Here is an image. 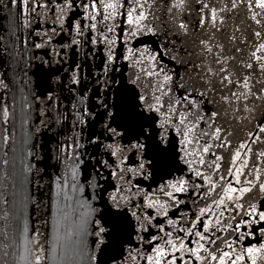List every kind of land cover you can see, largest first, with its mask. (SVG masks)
<instances>
[{
  "label": "snow or ice",
  "instance_id": "6c2138e0",
  "mask_svg": "<svg viewBox=\"0 0 264 264\" xmlns=\"http://www.w3.org/2000/svg\"><path fill=\"white\" fill-rule=\"evenodd\" d=\"M240 2L243 3V0ZM50 3L53 8H49ZM155 4L156 0H44L43 3L34 0L31 5V12L36 13L38 25L46 22L47 17L44 13L37 12V9H48L54 17L51 22L56 25L33 29V34L40 38V42L34 43L33 47L44 50L39 59L42 65L47 66L49 77L56 88L63 91L67 87L69 92V97H65L69 100L67 111L60 112L55 123L60 125L67 121L72 128L80 129L73 138H69L72 140L70 144L60 146V151L64 153L70 148L73 149L74 159L79 161L72 169L73 178L80 174L79 165L83 161L75 150L84 147L80 143V137L86 131L88 145L102 147L109 157L96 161L94 170L97 165L111 169L108 176H101V173L96 171V175L100 176L104 183L89 182L85 177V183L94 194L93 200H103L105 193L107 199L103 200V208L93 207L89 203L88 211L80 217L78 231L65 232L62 237L58 235L53 252L60 247L62 241L63 255L71 253L78 256L82 264H135L137 258L144 264H190L192 258L201 264L205 261H208V264L212 261L217 264H229V260L231 264H238L245 261V256L251 259V264H257L258 256H264V243L257 246L249 240V245L239 253H234L232 249L234 244L249 238L256 239L257 232L259 237L264 239V203L258 206L249 202L245 210L244 203L240 202L246 196L249 201L252 199L248 195L253 192L252 181L247 182L248 187H235L231 182H227L225 186L214 181L215 170L221 167L217 161L223 157L216 156L211 163L206 164L204 155L210 153L214 145L207 141L201 144V140L209 135L212 139L220 141L224 131L220 126H216L209 134L201 128L202 122L212 128L217 117L227 116V107L232 106L233 99L238 102L241 98L247 100L250 95L255 96L249 84L250 76H244L242 84L239 79L234 81L228 71L227 60L219 58V52L214 54L215 63L219 65L218 70L208 66L196 73L199 82H202L199 86L193 76L189 75L187 79L179 76L175 65L168 68L165 56H170L172 61H177L182 66H185V61L178 60V54H171L164 44H159L154 50L140 38H158L160 35L168 36L175 32L186 35L189 29L187 24L179 22L175 25L174 32L173 27H165L168 21H160L159 25L154 27L153 24L160 18L155 15L154 10H149L154 9ZM22 5L27 10L29 0H22ZM77 7L82 10V18H77L80 15L74 11ZM208 7V4L202 3L200 11L203 12ZM231 7H238L237 0H232ZM247 7L250 11L253 9V0H248ZM255 7L264 12V0H255ZM173 8L178 12L184 11L186 0H173L171 7H167L165 11L171 13ZM227 8L228 6L224 5L220 11L223 12ZM210 11L211 22L215 26L217 9L213 7ZM258 15L259 13L252 11L251 18L260 25ZM204 22V18H201L200 23L203 25ZM219 22H224L222 16ZM28 23L30 24V21ZM65 32L71 34L70 42L65 44L60 41L58 48L52 47L54 38ZM91 33L95 35H90ZM255 36L260 38L261 33L257 31ZM232 38L235 39L234 36ZM137 40L141 46L132 47L131 42ZM85 43L94 46L93 54L95 46L101 43L106 50V59L102 64L103 79L100 73L95 74V83L99 85L95 95L96 104H92L85 94L86 91L91 92V89L84 83L79 64L68 77L70 83L67 85L62 79V73L66 69L57 67L64 62L68 48L73 45L83 47ZM169 43L175 46V41ZM199 43L203 45L202 51L213 53L209 40H200ZM121 45L124 48L122 59L130 62L131 68L137 69L123 80L109 76L110 66L115 65L121 58L116 52ZM219 48L222 50L223 45ZM61 51L64 52L63 56ZM261 51H264V43H260L256 48V52ZM256 52H253L252 56L258 62L261 73H264V62H261L264 57L257 56ZM194 67L201 68V65ZM245 67L252 69L253 65L248 63ZM175 76H179V83L174 81ZM212 77L218 78L217 83L222 88L239 85L246 91L231 92V97L221 95L217 101L210 97L211 93L216 92ZM174 84L177 91H174ZM0 86L5 89L8 87L2 79ZM261 91L264 92V89ZM54 96L55 89L48 91L41 101L39 115L42 117V125L47 126L43 119L47 115L44 103L52 101L53 109L59 107V97L56 96L54 100ZM76 97L78 100L73 103ZM257 98L264 99V96ZM36 99L41 100V97L37 96ZM217 104L221 107H216ZM207 105L213 107L205 112ZM28 107L31 108V105ZM3 115L5 118L9 116L7 107L3 109ZM30 115L24 114L22 126L28 122ZM93 122L102 125L99 133L94 130ZM259 130L264 132V126ZM36 131L39 132L40 129L37 128ZM4 139L7 140V137ZM30 140L31 135L25 134L19 144V151L24 155V159L32 155L27 151ZM215 146L223 148L225 145ZM240 147L244 148L246 145L241 144ZM261 155L264 156V152ZM240 156L241 153L236 151L234 158L239 159ZM92 159H95V156ZM3 163L7 164L8 161ZM21 164L18 182L23 187L32 166L24 165L23 160ZM196 165H206L212 174H205ZM228 175L231 176L232 172L228 171ZM240 175L241 169H237L236 184L241 183ZM109 177L122 183L119 186L109 184ZM259 178L256 177L257 180ZM219 180L224 181V177L220 176ZM145 181L149 182L147 187H141V183ZM153 183L156 185L154 190ZM105 184H109L114 191L108 192ZM206 185L210 187L201 192ZM218 186L223 195H220L219 199H212V204L219 212L218 216L211 206L199 208L198 212L191 215L180 210L181 205L188 206V201L181 198L183 195L191 193L192 197L197 198L192 200V204L196 205L199 199L207 198ZM260 193H264V183L259 184L257 195ZM4 202L7 203V200ZM20 203L23 205V199ZM229 204L232 206L229 207ZM172 209L180 210L179 215L175 212L170 215ZM237 210L243 211V216L238 221L236 215L230 216L228 222L221 220L225 211L232 213ZM89 217L92 218L91 221ZM182 220L187 227L181 224ZM231 221H237L235 227ZM214 227L217 231L231 229L237 236L229 242L218 236L216 231H213ZM88 236L92 237L90 245L85 239ZM193 237L196 239H192ZM217 240L229 251H223L219 247L214 251L207 246L216 245ZM202 252L207 255H202ZM217 252L220 254L217 255ZM233 255L234 260L231 259ZM185 256H188V259H185ZM36 264H40V257L36 258Z\"/></svg>",
  "mask_w": 264,
  "mask_h": 264
},
{
  "label": "flooded vegetation",
  "instance_id": "af4514ba",
  "mask_svg": "<svg viewBox=\"0 0 264 264\" xmlns=\"http://www.w3.org/2000/svg\"><path fill=\"white\" fill-rule=\"evenodd\" d=\"M33 2L34 0H29V8L25 10L22 0H0V79L8 85L6 89L0 86V144H7V141L9 145L14 144L19 146L23 135H31V140L27 145L32 153L29 156V165L32 166L31 177L29 181H25L23 187L26 184L25 187H28L34 193L31 202L34 207L40 209L39 213L36 212V223L42 226L38 228L40 236L45 232L47 247L46 262L47 264H82L78 256H74L71 253L67 256L63 255L62 241L60 247L55 252H53V247L56 245L58 235L62 237L65 232L78 231L80 217L88 211L87 205L89 203L93 207L103 208V200L107 199V193H105L103 200H93L94 194L90 192L85 183V177H87L89 182L104 183L101 177L96 175V171L98 170L101 176H108L111 169H105L103 165H97L94 170L93 166L96 165V161L109 159V157L102 147L95 148L88 145L86 131L80 137V143L84 147L75 150L79 152L80 159L83 161L79 165L80 174L73 178L72 169L76 167L79 161L74 159L73 149L70 148L67 153H64L60 151V146L70 144L72 140L69 138H73L76 133L80 132V129L72 128L67 121L62 122L60 125H56L55 123L58 114L67 111L69 100L65 99V97H69V92L67 91V87L63 91L56 88L49 77L47 66L42 65L39 59L44 54V50L33 47L34 43L40 42V38L33 34V29L37 27L41 29L56 27L51 22L54 17L48 9H37V12L44 13L47 17L46 22L38 25L36 13L31 12ZM39 2L43 3L44 0H39ZM49 8H53L51 3L49 4ZM74 11L80 13L77 18H82V10L79 7ZM29 21L30 24L28 23ZM159 23H154L153 26L156 27ZM195 26L188 25L189 38L194 40L192 42L193 45L196 44V37L191 34L193 30L196 32L197 28ZM258 32L261 33V37L257 38L255 36V41L252 43L254 52H256V48L260 43H264V27H258ZM90 35H95V33H91ZM70 38L71 34L67 32L60 34L54 38L52 47L58 48V42L60 41L68 44ZM183 38L182 32H175L173 35H160L158 38L142 37L140 39L149 43L154 50L159 44H164L170 49L171 54L175 55L178 51L182 53ZM169 41H175V46L169 43ZM246 45L248 46V43ZM131 46L135 48L141 45L139 40H137L131 42ZM93 47L87 43L83 47L73 45L66 50L67 56L64 58V62L61 65H57V67L66 69L62 73V79H64L67 85L70 83L68 77L76 65L79 64L82 69L81 76L84 77V83H87L91 89V92L86 91L85 94L89 97L92 104H96L95 95L99 85L95 83V74L100 73V77L103 79L102 64L106 59V50L105 46L101 43L95 46L93 54ZM116 52L118 57H121V53L124 52L123 46H119ZM61 55H64L63 51H61ZM256 55L264 57V51L256 52ZM180 58L181 55H178V60ZM164 60L168 68H172L175 65V70L179 76H184L185 79L189 75L194 78L196 77V73L191 72V68H188L187 65H185L186 69H184L177 61H172L170 56H165ZM248 63H252V69L245 67ZM129 65L130 62L124 61L122 57L119 58L115 65L110 66L109 76H114L116 79L121 80L125 79L131 72L137 70L131 68ZM117 69L119 70L117 71ZM236 69H238V72L235 75L241 84L244 76H250L249 84L255 96L250 95L247 100L241 98L238 102L233 99L231 107L225 106L227 107V116L222 115L217 117L212 128H209L202 122L201 128L209 132V134H211L216 126H220L224 131H222V139L220 141L212 139L211 135H209L201 140V144L207 141L214 145L210 153L204 155L206 164L211 163L216 156L223 157L222 160L217 161L221 167L215 170L216 175L213 176L214 181L218 182V184L223 183L226 186L227 182H231L235 187H248L247 182L252 181L253 192L248 194L252 199L249 201L248 196H246L244 200L240 201L244 203L246 210L249 202L256 203L258 206L264 203V193L257 195L259 184L264 183V156L261 155L264 152V132H260L259 130L261 126H264V99L257 98L264 96V92L261 91L264 89V73H261L258 62L252 54L244 52L239 54ZM179 76L174 77L176 83L180 82ZM173 88L174 91H177L175 84ZM53 89H55L56 96L59 97L57 101L59 107L53 109L52 101L44 103V108L47 112V115L43 117L47 125L45 126L41 124L42 117L39 115V110L45 94ZM234 91L246 90L240 88L239 85L231 86L228 89L216 88V92L211 93L210 97L219 101L221 95H229L231 97V92ZM37 96L41 97V100H37ZM56 96L53 97L54 100H56ZM77 100L78 97L73 99L72 102L75 103ZM28 105H31V108ZM5 107H7L9 112L7 118L3 115ZM212 107V105H207L204 111L207 112ZM216 107H221V105L217 104ZM25 113H30L31 115L28 122L22 126L21 121ZM205 119L207 120V117ZM93 123L95 124L94 130L99 133L102 125ZM37 128L40 129L39 132L36 131ZM5 137H7V140L4 139ZM219 144H224L225 146L223 148L215 146ZM241 144L246 145V147L241 148ZM236 151L241 153L239 159L234 158ZM19 156L24 164V155L20 152ZM93 156H95V159H92ZM109 162L111 163L112 161L109 160ZM242 165L243 167H241ZM196 166L200 167L205 174H212L206 165ZM19 168H22V164H20ZM237 169H241L240 184H236L235 173ZM228 171L232 172L231 176L228 175ZM220 176L224 177V181L219 180ZM257 176L260 177L259 180L256 179ZM121 183V181L109 177V184L119 186ZM148 183V181L141 183V187H147ZM109 184H105L104 187L108 188V192L114 191V188L109 187ZM23 187L19 183V189H23ZM155 187L156 185L153 183V190ZM207 187L210 186L206 185L200 191H206ZM220 195H223V192L218 186L215 192L211 193L207 198L199 199L196 205L192 204V200L197 198L192 197L191 193L183 195L181 198L188 201V206L181 205L180 210L191 215L198 212L199 208L211 206L218 216L219 212L216 206L212 204V199H219ZM81 205H84V207H81ZM231 206L229 204V207ZM180 210L172 209L169 214L172 215L175 212L176 215H179ZM232 215H236L238 221L243 216V211L237 210L232 213L225 211L221 220L228 222ZM91 219L89 217V221ZM158 219L163 220L164 218ZM205 219H207V216ZM237 221H231L233 227H235ZM181 224L185 227L188 226L183 220ZM43 225L45 226L43 227ZM213 231H216L218 236L229 242H232L237 236V233H233L231 229L217 231L214 227ZM85 239L90 245L92 237L88 236ZM192 239L196 238L193 237ZM249 240L251 243L257 244V246L259 243H264V239H261L257 232L256 239L249 238L243 242L234 244L232 251L239 253L249 245ZM207 246L211 247L214 251L217 247L223 251H229L220 240H217L216 245ZM219 254L217 252V255ZM202 255L206 256L207 254L202 252ZM185 259H188V256H185ZM231 259L234 260L235 255ZM135 264H144V262L137 258ZM190 264H201V262L195 261L192 258ZM204 264H208V261H205ZM211 264H217V262L212 261ZM229 264H231V260H229ZM238 264H251V259L245 256V261L238 262ZM257 264H264V256H258Z\"/></svg>",
  "mask_w": 264,
  "mask_h": 264
},
{
  "label": "rangeland",
  "instance_id": "374dc122",
  "mask_svg": "<svg viewBox=\"0 0 264 264\" xmlns=\"http://www.w3.org/2000/svg\"><path fill=\"white\" fill-rule=\"evenodd\" d=\"M151 2V0H149ZM173 0H156L153 11L160 19L156 21H168L167 27H173L179 22L187 25H196L195 30L192 31V36H195L196 44L193 45V39L189 38V31L183 35L182 53L181 55L185 65L191 68V72L197 73L206 67L211 66L214 70H218L219 65L215 63L214 54L219 52L221 59L227 60V68L229 73L232 74V79L235 81L237 77L239 54L244 52L252 54L254 47L252 43L255 41V32L258 27H264L262 23L256 24L252 20V11L259 13L257 19L264 20V12L255 7V0H253V9L250 11L247 7L248 0H237L238 7L233 9L231 7L232 0H205L203 3L208 4L209 7L200 11L202 3L198 0H186V9L178 12L173 8L171 13L165 11L167 7H171ZM227 5V10L221 12L220 9ZM217 9V23L213 26L211 22V8ZM197 14V15H196ZM224 18V22H219L220 17ZM172 17H175L173 20ZM201 18L205 22L200 23ZM151 19V18H150ZM193 24V25H192ZM173 35V34H172ZM187 38L185 39V37ZM235 37L233 39L232 37ZM209 40L213 46V53L202 51L203 45L200 40ZM186 42V43H184ZM248 43V46L246 45ZM223 45V49L219 48ZM181 65V64H180ZM201 65V68L194 67ZM185 68V66H182ZM236 69V70H235ZM195 79L199 83V78ZM217 77H212L213 86L217 89L222 88L217 83ZM201 90H203L201 88ZM8 132V131H7ZM0 144V264H36V258L40 257V264H47L46 255L47 247L45 240V232L40 236L38 228L42 227L36 223V212L39 213L40 209L32 204L34 193L25 187L19 189L18 177L20 174V151L18 145ZM30 152V148L27 147ZM7 160L8 163L4 164L3 161ZM29 156L24 160V165H29ZM31 177L30 172L27 173V180ZM23 199V205L20 201ZM7 200V203L4 201ZM39 215V214H38ZM40 218V216H39ZM37 225V226H36ZM45 225H43L44 227Z\"/></svg>",
  "mask_w": 264,
  "mask_h": 264
},
{
  "label": "trees",
  "instance_id": "16d2710c",
  "mask_svg": "<svg viewBox=\"0 0 264 264\" xmlns=\"http://www.w3.org/2000/svg\"><path fill=\"white\" fill-rule=\"evenodd\" d=\"M199 2L203 3L205 0H198ZM197 15V14H196ZM262 25H264V20H261ZM193 25V24H192Z\"/></svg>",
  "mask_w": 264,
  "mask_h": 264
}]
</instances>
